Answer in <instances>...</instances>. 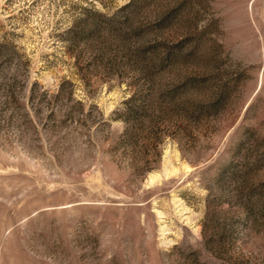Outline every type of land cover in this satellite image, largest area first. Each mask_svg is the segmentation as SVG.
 I'll use <instances>...</instances> for the list:
<instances>
[{"label": "rangeland", "instance_id": "374dc122", "mask_svg": "<svg viewBox=\"0 0 264 264\" xmlns=\"http://www.w3.org/2000/svg\"><path fill=\"white\" fill-rule=\"evenodd\" d=\"M0 264H264V0H0Z\"/></svg>", "mask_w": 264, "mask_h": 264}]
</instances>
